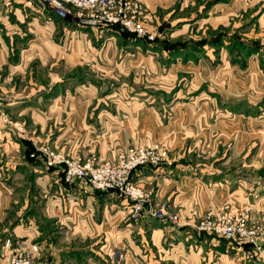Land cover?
<instances>
[{"label": "crops", "instance_id": "1", "mask_svg": "<svg viewBox=\"0 0 264 264\" xmlns=\"http://www.w3.org/2000/svg\"><path fill=\"white\" fill-rule=\"evenodd\" d=\"M136 1L147 19L160 27L177 5L185 8L191 0ZM222 5L226 3L215 5L209 12ZM50 12L16 0L10 14L0 15V264H7L15 252L33 244L40 247L36 264H264V247L253 258V247L248 251L227 241L214 244L195 228L206 215L223 210L239 212L244 207L249 210L246 203L250 200L232 194L231 186L236 182L226 175L215 173L218 177L210 182L196 176L193 172L202 170L189 159L194 154L188 149L189 143L199 147L206 141L210 146L203 153L228 146L224 154L233 149L242 154L251 141L264 139V132L259 133L260 129L241 115L223 114L224 104L217 110L208 97L188 103L168 100L169 83L175 84L174 80L169 82L170 75L189 73L191 85L197 88L201 77L207 76L205 79L216 85L217 80L227 78L223 75L231 73V68L225 63L207 69L176 62L165 70L144 55L150 52L147 47L123 39L126 48L131 43L147 49L135 54L134 59L126 58L128 74L157 82L155 86L165 92L166 100H153L151 84L138 88L143 89L140 93L133 88L123 91L124 85L103 90L94 81L70 78L74 68L89 65V51L83 49L91 47L87 39L91 29L64 25L71 29L64 28L60 34V40L67 44L63 50L55 49L51 36L45 45L32 44L47 37L40 31L55 30L57 24L48 18ZM9 15L15 22L7 26ZM40 19L45 21H40L42 25H38ZM7 28L13 29L12 35L2 34ZM99 31L108 32L109 39L117 41L120 36L112 28ZM25 32L29 34L27 48L10 52L14 41L26 37ZM103 51L101 47L94 56L107 58L108 51ZM57 66L68 71H56ZM4 115L23 124L25 134L2 124ZM22 140L33 147L49 145L83 161L114 160L130 146L163 145L169 151L167 163L139 167L130 177L151 192L152 204H165L177 213L180 224L172 226L148 215L128 222L129 203L116 192L96 191L82 181L68 183L62 166L47 168L41 161H27ZM30 202L39 204L36 210H30Z\"/></svg>", "mask_w": 264, "mask_h": 264}, {"label": "rangeland", "instance_id": "2", "mask_svg": "<svg viewBox=\"0 0 264 264\" xmlns=\"http://www.w3.org/2000/svg\"><path fill=\"white\" fill-rule=\"evenodd\" d=\"M229 1L230 2L228 4L226 3V5H222L217 10H215V12L208 11L204 16H201L199 15V13H201L203 9L202 6L204 3H202V1L200 0V5L196 6L197 3L195 2V0H191L188 2L185 8L180 9V6L177 5L175 11H173L169 15V17L165 16V18L168 17L169 19H167L165 23L160 25V27H158L154 20L149 21L145 14V18L142 19L143 25L154 35V39L158 40L161 44L170 45L174 43L175 45L181 44L190 48V46H194V43L197 41H207L208 39L215 37H224L226 39H235L237 37H240L246 40H257L259 41V46H263L264 48V0ZM29 15L30 14H28V16ZM30 17L35 16L30 15ZM30 17H28L27 20H30ZM48 18L50 20H53L57 24V26H55V30H51L49 32L45 29V33L40 31L41 33H43L41 35L46 34L47 37H43V39H41L42 42L40 43L32 44L45 45L48 42V36H51L53 37V42H55L56 45L55 49L63 50V48L67 46V44L64 45L63 40H60V34L63 33L64 28L69 32L71 29L69 26L63 27L64 25H73L71 27H77L76 25H78L79 27L81 25L80 27L82 28L80 29L92 30L90 31V34L87 35V39L90 41L91 47L89 48V50L87 48L83 49L84 52L89 51L92 52L91 54H93V56H90L88 52L87 56L89 57V65H82L81 67L77 66L72 70L70 76H72V74L74 73H78V75L75 74L74 76L78 77L80 75L85 77V79L94 81L99 86V88H103V90H108L112 87L124 85L122 87L123 91H126L129 88H133L132 90L135 89L134 91L140 93L143 92V89L138 90V88L141 89L143 88V86H149L151 84L152 88H149L151 91V93L149 94H152L153 100H157V98L161 97L162 99L166 98V95L164 96L165 92L157 89L158 87L155 86L157 82L154 83V81L148 80L149 78H146L145 80L144 75L136 76L133 73L129 75L128 71H126V58L134 59L133 57L135 56V54L136 56L137 53L143 54L147 49H142V46L134 47L131 43H128L129 47L126 48L124 47L123 39L120 36L118 41L117 39H109L110 37H108V32L101 33L102 31L100 32L97 29L88 28L82 25V23H77L76 21H74V19L71 18L65 20L55 19L51 12L50 14H48ZM7 19V26H10L8 22H10L11 24L15 22V17L11 18V15L7 16ZM170 19L171 22H173L171 24L173 28H171V30L168 32L164 31L167 28L166 22H168V20L170 22ZM40 21L45 22L44 20L40 19L38 21V25H42ZM177 24L180 25L177 26ZM61 25L62 28L59 29ZM24 28L25 25L21 27V29ZM105 29H108V27ZM5 30L2 29V34L6 33L7 36L12 35L13 29L7 28ZM25 34L27 33L25 32ZM28 35L29 34H27L24 39L17 43H15L14 41L10 52L15 53L16 50L19 51L23 48H27L26 41ZM227 44H224L218 49H215L210 46H204L203 49H200L199 53L193 50H189L192 55H188V52L187 54L180 53L173 56V58L171 54H167L166 50H154L147 47L148 51L150 52L144 55L146 57L151 56L152 61L158 63L165 70H168L169 68L175 66L176 62L180 63L181 65L187 64L191 67H193V65L199 64V66L205 67L207 69H213L225 63L229 68H231L232 71L231 73H226L225 75H223L227 76L226 79L217 80L216 85L213 80L209 81L205 79L208 78L206 76L201 77V79H199L198 81L201 84L197 88H194V86L191 85L192 78L189 73L180 72L176 75H173V77L170 75L169 82L171 80H174L175 84L169 83L168 100L177 101L180 103H188V101L198 102L201 97H208L210 101L215 104L217 110H219L222 104H224L222 106L225 109L224 112H222L223 114L229 113L232 115H241L244 119L251 120L254 126L257 127V129H260L258 130L259 133H261L262 131L264 132V50L261 49L259 53H253L245 58L243 51L240 49H234L233 46L231 47V52H229L228 47H226ZM15 46H17L18 48L16 49ZM101 47L104 49L103 53L108 51L109 54L107 58L100 54L103 59L99 60L98 57L96 58L94 56V54L96 52H100ZM71 50H74L73 44L71 45ZM232 52H238V56H236L235 54L233 55ZM237 57H240L241 59ZM261 60H263V62H261ZM238 61H242L243 66H240L239 63H237ZM248 67L251 68L247 73H244L246 69H248ZM56 71L67 72L68 70L65 69V67L63 66H57ZM243 78L246 79V82L243 80ZM240 80L242 81V83H239ZM191 92L193 93V95ZM222 113H217V115ZM2 119V124L8 125L17 134H25L23 124L16 122L10 116L4 115ZM41 145L49 146L46 144ZM41 145H36L34 147L33 145L31 146L35 151V148ZM203 145L205 149L203 148ZM209 146L210 142L206 141L204 142V144L202 142L199 147L194 146V143H189L188 149L191 150V152L194 154V157H189V159L195 163L200 164L199 168H201L202 170L201 172L194 171L193 173L196 176H202L203 181H212L211 178L213 176L218 177V175L216 174H220L221 176L226 175L231 179L235 180V185L231 186L232 194L235 196H242L243 198L249 197L250 200L248 204L246 203V207H248L250 210H248L247 216L248 227L252 229H255L253 226L256 227L258 225L264 227V139L251 141L250 144L246 146L245 151L242 154H237L234 149L232 152L228 151L226 152V154H224L225 151L229 148L228 146H218L217 151L215 153H212L211 151H206V153H203L204 150H208L207 147ZM52 149L57 152L54 148ZM194 150L196 151L194 152ZM198 150L200 153L197 152ZM73 158H75V160L79 159L82 163L86 161H83L80 158L74 156ZM38 161L41 160L38 159ZM41 162L45 164L44 161ZM190 173L192 172H187V174ZM131 181L133 180L131 179ZM239 183L241 184L240 186H238ZM135 185L141 187L147 194L151 196V192L147 190L145 186H143L142 184L139 185L138 183H135ZM117 195L121 197L119 194ZM30 203V210H36L38 207L37 205L39 204L35 205L33 204V202ZM161 205L162 204L156 206V208ZM165 207L167 208L166 205ZM37 211H39V209ZM225 211L229 210H223L221 212H218L216 215L224 213ZM9 215H11L10 211ZM39 220L44 222L41 217L39 218ZM127 220L128 222L135 221L130 219L129 215L127 217ZM201 220L202 218H200L195 224L196 229ZM206 237L208 238V240H212L214 244L218 245H221L224 241L229 242L231 246L233 245L241 248H243V246L245 245L244 243H240L239 241L226 240L216 234H206ZM261 242V246H263L264 239H262ZM261 252V250H252V257L255 258V254H259Z\"/></svg>", "mask_w": 264, "mask_h": 264}, {"label": "built area", "instance_id": "3", "mask_svg": "<svg viewBox=\"0 0 264 264\" xmlns=\"http://www.w3.org/2000/svg\"><path fill=\"white\" fill-rule=\"evenodd\" d=\"M16 0H0V15L10 14ZM37 4L42 10H49L60 20L74 19L77 23L104 30L108 26L135 35L137 38L153 41L154 35L143 25L144 10L136 0H26ZM81 26V25H80ZM101 32V31H100ZM31 158L40 159L47 167L62 166L64 180L85 182L96 191H113L128 204L130 219L137 220L148 215L172 226L180 224V216L165 205L158 208L151 202V196L131 181V173L142 166L159 167L169 161L168 150L161 144L129 147L119 152L114 160L99 162L96 159L80 162L72 156L55 152L49 146H38ZM248 209L239 212L225 211L218 215H208L199 222L197 230L206 234H216L226 240L250 244L254 250L261 249L264 227H248ZM260 241V242H259ZM9 244V241H6ZM40 247L30 245L15 252L7 264H36Z\"/></svg>", "mask_w": 264, "mask_h": 264}, {"label": "trees", "instance_id": "4", "mask_svg": "<svg viewBox=\"0 0 264 264\" xmlns=\"http://www.w3.org/2000/svg\"><path fill=\"white\" fill-rule=\"evenodd\" d=\"M203 4V9L201 11V13H199V15L201 16H204L208 11H210V9L217 3H227L229 2V0H201ZM195 2L197 3L196 6L200 5V0H195ZM172 18V17H171ZM171 21V19H170ZM180 24H177V26H179ZM166 29L164 31H170L171 28H173L171 25L169 24H166ZM108 28H112L114 29L115 31L118 32V34L120 35V37L122 39H125V40H134L136 43H139L141 45H143L145 48L148 47V48H151V49H160V50H166L167 54H171L172 58L173 56L177 55V54H183V53H186L188 52V55H192L191 52L189 50H193L195 52H200V49H203L204 46H210V47H213L215 49H218L219 47L223 46L224 44H227L226 47H228L229 49V52H231V47L233 46L234 49H240L243 51L244 55H245V58L250 56L251 54L253 53H259L262 50H264L263 46H259V41L257 40H246V39H242L240 37H237L235 39H232V38H229V39H226V38H220V37H215V38H211V39H208L207 41H197L194 43V46H190V48H188V46H184V45H175L174 43L173 44H161L159 43L158 40L154 39L153 41H147L145 39H141V38H137L135 35L133 34H130L122 29H120L118 26H108ZM227 42V43H226ZM238 52H232V54L238 56L237 54ZM237 58H240V57H237ZM241 59V58H240ZM261 62H263V60H261ZM237 63H239L240 66H243V62L242 61H238ZM263 65V64H262ZM78 70V69H77ZM77 72V71H75ZM75 74L78 75V73H74L72 74V76H70V78H75L81 82H84L85 81V77L83 76H74ZM96 83V82H95ZM23 145L26 146V159L27 161H30L32 163L38 161L37 159L35 158H31L30 155L32 153H34V149L32 148L30 142L26 141V140H22L21 141ZM215 177V176H213ZM243 248L245 250H251L252 249V246L247 245L245 244L243 246Z\"/></svg>", "mask_w": 264, "mask_h": 264}, {"label": "water", "instance_id": "5", "mask_svg": "<svg viewBox=\"0 0 264 264\" xmlns=\"http://www.w3.org/2000/svg\"><path fill=\"white\" fill-rule=\"evenodd\" d=\"M264 247V245L263 246H261V248H263Z\"/></svg>", "mask_w": 264, "mask_h": 264}]
</instances>
